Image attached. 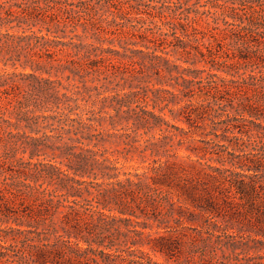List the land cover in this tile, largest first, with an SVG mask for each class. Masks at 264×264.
<instances>
[{
	"label": "trees",
	"instance_id": "16d2710c",
	"mask_svg": "<svg viewBox=\"0 0 264 264\" xmlns=\"http://www.w3.org/2000/svg\"><path fill=\"white\" fill-rule=\"evenodd\" d=\"M257 147L264 0H0V264H223Z\"/></svg>",
	"mask_w": 264,
	"mask_h": 264
},
{
	"label": "rangeland",
	"instance_id": "374dc122",
	"mask_svg": "<svg viewBox=\"0 0 264 264\" xmlns=\"http://www.w3.org/2000/svg\"><path fill=\"white\" fill-rule=\"evenodd\" d=\"M180 126H182L184 129H187V126L185 124H180ZM193 136L196 139L201 138V136H199L198 134H193ZM196 145L202 146L203 144L196 143ZM255 150L258 154L256 153V151H253V153L260 157L264 156L263 151L260 147L255 148ZM249 151L250 149H244L243 152L236 150L234 152L236 157H234V155H225L224 157L228 158L229 160H235L236 162L247 161L246 158L251 156L248 155ZM228 152L231 153L233 151L229 149ZM188 153L189 152L185 150L184 146L179 151V154L181 155ZM212 164L219 166V164L213 162ZM225 165L228 167L227 164ZM259 209H261V211L263 212L261 218H257L256 212H249L248 208L240 207V211L242 212L240 220L243 222V224H241V231L239 232V234L246 238L244 239V243H247L249 247L242 246L236 250L222 248L223 251L217 249V257L220 262H222L223 264H264V235H255V232L260 231H262L264 234V200L259 202ZM248 235H250L251 238L262 240L263 243L248 240ZM196 252L197 255L201 254L200 250H197ZM152 257L154 260L163 264H175L172 261L167 262L165 258L160 254L152 255Z\"/></svg>",
	"mask_w": 264,
	"mask_h": 264
}]
</instances>
